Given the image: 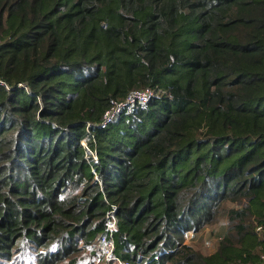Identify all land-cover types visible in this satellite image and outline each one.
<instances>
[{"label":"trees","instance_id":"16d2710c","mask_svg":"<svg viewBox=\"0 0 264 264\" xmlns=\"http://www.w3.org/2000/svg\"><path fill=\"white\" fill-rule=\"evenodd\" d=\"M221 216L214 254L183 245ZM94 245L85 264H264V0H0V259Z\"/></svg>","mask_w":264,"mask_h":264},{"label":"rangeland","instance_id":"374dc122","mask_svg":"<svg viewBox=\"0 0 264 264\" xmlns=\"http://www.w3.org/2000/svg\"><path fill=\"white\" fill-rule=\"evenodd\" d=\"M228 222L224 216L218 218V221L212 225L202 227L199 231L185 233L183 245L190 246L205 256L214 254L219 246L220 241L227 232ZM97 251L96 245L84 249L79 258L80 264H85L96 258L92 254ZM98 258L102 264H106L101 253ZM92 259V260H91ZM0 264H38L36 255L30 250H24L16 257L14 261H5L0 259ZM62 264H70V261Z\"/></svg>","mask_w":264,"mask_h":264},{"label":"built area","instance_id":"2783aa9c","mask_svg":"<svg viewBox=\"0 0 264 264\" xmlns=\"http://www.w3.org/2000/svg\"><path fill=\"white\" fill-rule=\"evenodd\" d=\"M162 91L145 89V90H137L130 92L127 97L122 101H117L113 104V106L105 113L104 118L101 122V126L106 127L110 125L115 119L118 117L119 113L127 106H135L137 103L145 104L152 100L155 97H159ZM83 146L87 148L86 144L83 143ZM93 158L97 160V155L94 153ZM112 220L108 222L107 227L110 234H114L116 232V221L114 216H111ZM189 233V232H188ZM187 233V234H188ZM103 246L107 251L108 260H112L115 257L114 255V244L112 241L107 239H103ZM115 259V258H114ZM118 262L119 264H128L124 263L121 260H113Z\"/></svg>","mask_w":264,"mask_h":264}]
</instances>
